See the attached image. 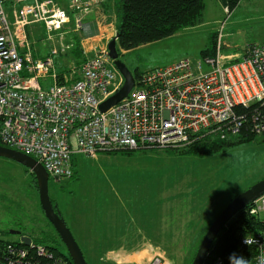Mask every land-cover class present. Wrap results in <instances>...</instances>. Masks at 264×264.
Instances as JSON below:
<instances>
[{
	"label": "built area",
	"instance_id": "obj_1",
	"mask_svg": "<svg viewBox=\"0 0 264 264\" xmlns=\"http://www.w3.org/2000/svg\"><path fill=\"white\" fill-rule=\"evenodd\" d=\"M6 1L0 0V144L33 156L56 181L73 176L76 152L96 157L115 150L185 148L203 137L243 135L245 119L236 107L264 104V42L226 54L224 23L213 55L143 72L128 96L102 111V102L124 83L108 48L113 38L118 43L117 28L98 19L106 27L93 35L94 24L87 19L106 0H68L66 7L60 0H8L13 21ZM39 23L49 37L55 31L82 35L84 60L58 72L53 56L35 57L28 27ZM61 46L62 51L70 47ZM41 78L51 79V86L44 88ZM251 133L264 136V123ZM253 202L250 213L263 215L264 194ZM242 243L257 249L252 258L215 264H264V231L244 235ZM30 246L53 257L43 245ZM9 252L11 263H19L29 258L30 249L10 245ZM55 264L68 262L55 258ZM149 264L169 262L156 254Z\"/></svg>",
	"mask_w": 264,
	"mask_h": 264
},
{
	"label": "rangeland",
	"instance_id": "obj_2",
	"mask_svg": "<svg viewBox=\"0 0 264 264\" xmlns=\"http://www.w3.org/2000/svg\"><path fill=\"white\" fill-rule=\"evenodd\" d=\"M119 1H110L113 12L109 13V19L116 28L120 20ZM12 4L7 0L6 9L11 10ZM205 4L206 20H221L220 24H210L215 28L199 23L170 37L119 51L120 58L134 74L181 58L196 60L202 57V49L212 43L213 32L219 31L224 23L223 40L227 44L241 49L264 42V0H240L232 12L224 6L214 10L210 0ZM42 27L30 26L33 53L53 56L58 72L68 71L76 64L68 49L61 50L62 43L68 44L69 35L55 31L49 37ZM69 28L72 30V25ZM85 46L90 48L91 44ZM40 82L44 88L52 84L51 79L41 78ZM183 150L173 147L115 150L100 152L96 157L76 152L72 158V177L59 181L49 178L51 197L89 264H149L156 254H163L169 264H191L217 215L237 194L264 178L262 136L206 154ZM33 176L16 159L0 156V235L7 230L22 229L43 236V230L54 228L42 211ZM92 212L95 215L91 219H100V253L97 238L86 240L97 232L88 229L84 220L81 225L79 220L82 213ZM128 222L133 228H143L139 229L143 238H137L131 246H127L129 240L124 232ZM9 237L17 239L19 235ZM59 247L67 251L63 244Z\"/></svg>",
	"mask_w": 264,
	"mask_h": 264
},
{
	"label": "trees",
	"instance_id": "obj_3",
	"mask_svg": "<svg viewBox=\"0 0 264 264\" xmlns=\"http://www.w3.org/2000/svg\"><path fill=\"white\" fill-rule=\"evenodd\" d=\"M60 2L64 7L69 4L68 0H60ZM239 2L240 0H227V4L224 7L232 12ZM106 6L108 5L106 4ZM118 10L120 18L117 24L118 49L122 51L170 37L181 29L202 23L205 3L204 0H120ZM65 35H69L67 39L68 44L65 45L70 46L68 48L70 55L76 61V64H80L85 56L79 35L72 32ZM212 35V43L202 49V56L213 55L216 51L218 30L213 32ZM46 56L41 57L45 58ZM35 57L38 56L35 55ZM140 75L141 73L135 74L136 78ZM236 113L245 119L247 130L243 135L226 139L203 137L195 140L185 147L183 151L186 153L206 154L220 151L235 143L253 140L256 136H261L251 133V130L255 124L264 123V104L259 103L248 108L238 106L236 107ZM33 187L38 193L35 176H33ZM54 203L56 202L54 201ZM253 203L252 201L245 206L236 222L230 227L225 226L221 230L203 264H215L218 259H222L224 263H227L233 257L250 259L255 255L257 249L254 246L242 243L244 235L257 234L264 231V215H253L250 213V209L254 205ZM42 233H44L43 236L28 233L26 230L21 229V235L30 236L35 245L45 246L53 254V257L39 255L36 253L35 248L26 246L20 241V235L17 239L10 238L9 235L11 233L7 230L0 235V264H55V258H63L68 264H73L69 253L60 249V244H63L64 247L66 246L55 228L43 230ZM10 245L29 248V258L19 263H11ZM194 257L195 255L190 263ZM102 264L110 263L105 262Z\"/></svg>",
	"mask_w": 264,
	"mask_h": 264
},
{
	"label": "water",
	"instance_id": "obj_4",
	"mask_svg": "<svg viewBox=\"0 0 264 264\" xmlns=\"http://www.w3.org/2000/svg\"><path fill=\"white\" fill-rule=\"evenodd\" d=\"M223 5L227 4V0H221ZM118 37V33H117ZM109 53L114 63L124 78V83L121 88L107 100L102 102L101 110L107 111L113 105L117 104L123 98L128 96L133 89L136 81L134 72L120 58L118 43L116 38L109 42ZM0 156L16 159L20 163L28 167L35 176L38 186V195L41 207L46 218L53 225L55 230L60 235L66 249L71 257L73 264H89L84 255V252L74 236L72 230L68 226L65 218L62 215L57 203H54L49 190V173L46 168L36 158L25 154L19 150L0 145ZM264 194V178L253 184L251 187L237 194L225 206V208L217 215L205 233L195 257L191 264H203L206 256L209 253L213 243L218 237L221 230L228 226L230 227L241 216L246 205L256 200ZM11 234L20 235V241L26 246H30L33 240L28 235H21V230H10Z\"/></svg>",
	"mask_w": 264,
	"mask_h": 264
},
{
	"label": "crops",
	"instance_id": "obj_5",
	"mask_svg": "<svg viewBox=\"0 0 264 264\" xmlns=\"http://www.w3.org/2000/svg\"><path fill=\"white\" fill-rule=\"evenodd\" d=\"M110 1L111 0H106L103 4H102V6L100 7V10L99 11H97V12H93V13H91L90 15H88V17H87V19L89 20V21H92L93 22V24H94V26L92 27V31H91V34H93V35H95V34H97L98 32L100 33V28L101 29H105V27L104 26H101L100 27V25H98V23H97V20L99 19V21H102V20H105L106 22H107V24L109 25H112V26H114V27H116L115 26V22L114 21H112V20H110L109 18H110V14L113 12L112 11V7H111V5H110ZM205 1L206 0H204V3H205ZM211 2H213L214 4H212L213 5V8H214V10L216 9H218V7H223L224 5L222 4V1L221 0H210ZM106 4L108 5V6H106ZM218 5V6H217ZM206 8H207V6H206V4H205V10H206ZM224 9H225V7H224ZM204 10V17H203V21H202V23H200V25L201 26H213V25H210V24H220L221 22V20H213V19H210L209 21H207L206 20V17H205V13H206V11ZM8 13H9V17H10V19L13 21V19H14V17H13V12H12V9L11 10H8ZM110 13V14H109ZM105 16V17H104ZM41 24L39 23V27L41 28ZM215 26V25H214ZM213 26V28H215ZM109 30H110V28H109ZM28 34H29V38L31 37L30 36V27H28ZM225 36H226V34H225ZM99 39H100V35H99ZM226 42H228L227 40H226ZM98 43H99V41H98ZM240 47L238 46V45H232L230 42H229V46L228 47H225L224 49H223V51H224V53H226V54H230V53H233V52H237V51H240V49H239ZM37 56V55H36ZM39 58L41 57V56H38ZM100 154V153H99ZM94 216L95 214H94V212H92V213H90V214H87V213H82L81 214V217H82V219L81 218H79V220H80V224L82 225V220H84V222L88 225V229H90V230H92V231H94V232H97V235L95 236V235H93V236H89V237H86V240H90V239H92L91 237H93V238H97L96 239V242L99 244V246L97 247L99 250H97V252L98 253H100V219H98V220H96V217H94V218H92L91 219V217L90 216ZM85 217H87V218H85ZM102 223V222H101ZM83 229V228H82ZM139 229H143L142 227L141 228H138V227H134L133 228V226H132V224H131V222H128V226L127 227H125V229H124V232H125V234L127 235V236H125V238L126 239H128L129 241L128 242H126V244H127V246H131V245H133V244H135L136 243V239L137 238H143V236H140L141 235V230H139ZM128 230V231H127ZM139 235V236H138ZM124 236V235H123ZM109 248L110 249V247L111 246H108V245H103V248ZM92 248L94 249L95 247L94 246H92ZM128 248V247H127ZM108 249V250H109ZM144 250H147V248H145V249H143V250H141V252L142 251H144ZM136 253L137 252H133L132 253V255H136Z\"/></svg>",
	"mask_w": 264,
	"mask_h": 264
},
{
	"label": "clouds",
	"instance_id": "obj_6",
	"mask_svg": "<svg viewBox=\"0 0 264 264\" xmlns=\"http://www.w3.org/2000/svg\"><path fill=\"white\" fill-rule=\"evenodd\" d=\"M245 242H247V241H245ZM241 264H242V261H241Z\"/></svg>",
	"mask_w": 264,
	"mask_h": 264
},
{
	"label": "bare ground",
	"instance_id": "obj_7",
	"mask_svg": "<svg viewBox=\"0 0 264 264\" xmlns=\"http://www.w3.org/2000/svg\"><path fill=\"white\" fill-rule=\"evenodd\" d=\"M35 56V55H34Z\"/></svg>",
	"mask_w": 264,
	"mask_h": 264
},
{
	"label": "flooded vegetation",
	"instance_id": "obj_8",
	"mask_svg": "<svg viewBox=\"0 0 264 264\" xmlns=\"http://www.w3.org/2000/svg\"><path fill=\"white\" fill-rule=\"evenodd\" d=\"M54 201V200H53Z\"/></svg>",
	"mask_w": 264,
	"mask_h": 264
}]
</instances>
